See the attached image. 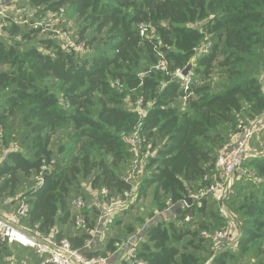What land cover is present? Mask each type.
Returning a JSON list of instances; mask_svg holds the SVG:
<instances>
[{"label": "trees", "instance_id": "trees-1", "mask_svg": "<svg viewBox=\"0 0 264 264\" xmlns=\"http://www.w3.org/2000/svg\"><path fill=\"white\" fill-rule=\"evenodd\" d=\"M17 8L32 22L64 9L83 27L70 51L51 38L38 40L40 31L15 22L0 31L12 38L0 39V68L7 67L0 69V145L7 148L13 140L9 117H20L24 128V149L5 150L0 162V202L26 199V224L39 225V233L50 237L58 226H75L72 200L83 195L89 203L83 210L86 225L68 240L92 257L97 254L87 241L106 203L100 191L119 197L137 187L133 203L134 197H150L159 212L174 208L169 220L148 224L140 217L147 227L137 254L146 264H244L250 257L264 264V156L248 158L237 173L232 191L242 194L237 213L243 220L233 245L228 243L234 237L213 245L202 235L227 227L220 207L208 209L210 199L202 207L196 200L186 203L215 171L238 121L264 115V0H19ZM141 25L147 27L144 36ZM208 44L209 52H201ZM192 59L186 90L174 74ZM218 70L225 82L214 91L211 80ZM66 124L77 136L60 147L57 158L53 138ZM138 128L147 172L134 183L119 170L133 160L127 138ZM92 176L94 192L76 194L74 186L81 191L80 180ZM31 177L40 181L16 197L22 178ZM95 191L101 207L94 205ZM63 236L61 229L55 240ZM122 241L109 240L108 251L115 253ZM8 251L0 243V264H7Z\"/></svg>", "mask_w": 264, "mask_h": 264}, {"label": "built area", "instance_id": "built-area-1", "mask_svg": "<svg viewBox=\"0 0 264 264\" xmlns=\"http://www.w3.org/2000/svg\"><path fill=\"white\" fill-rule=\"evenodd\" d=\"M19 0H0V31L7 27L12 22L17 24H27L30 22L28 17H25L23 11L17 8ZM16 12L17 17L12 15ZM65 10L61 9L58 13H53L50 17L54 18L51 24L61 21L65 14ZM11 19V20H10ZM45 24V25H44ZM48 22H43L40 27L35 26V30H41L48 27ZM141 35L144 36L147 32V27L140 26ZM75 45L68 46L67 51L73 49ZM81 47H76L79 50ZM210 45L208 44L201 52L208 53ZM82 49V48H81ZM164 67L165 63H161ZM174 77L185 83V89H188L189 79L183 77V70L178 69ZM142 107V100L137 103V110ZM264 136V115L253 122L240 121L237 125V134L232 144L220 152L215 162V171L207 173L200 181V188L195 196L199 207H202L205 200L215 198L218 202H223L232 192L238 171L242 168L244 162L248 158L257 157L250 153V147L254 139ZM140 128L132 133L127 138V143L130 145L133 152L134 170L140 165L143 166L144 160L140 152ZM3 139V129L0 127V142ZM145 141V140H144ZM140 173V172H139ZM253 177L252 173H248ZM130 180V179H129ZM134 188L130 192H125L123 196L110 197V191L106 188L100 191V196L106 200L99 218L100 226H107L113 223L115 216L122 211L132 200V194L135 193ZM86 201L83 197H74L72 207L78 212L75 218L76 230H81L85 227L86 221L83 215V210L87 208ZM17 209L13 212L2 213L0 207V243L9 246H19L33 250L40 258V264H108L113 253L106 256L89 257L82 250L75 249L68 239L60 241L44 237L39 233V225L27 227L24 222L28 220L30 215V204L26 199H18L16 202ZM98 230L94 231L92 238L87 241V247H90L92 241L97 235ZM203 237L209 239L213 245L220 244L223 240L232 237L230 231H217L209 233L204 231ZM126 245L130 246L129 253L123 259L126 264H146L140 259L137 254V244L132 241L127 243H116V251L123 249Z\"/></svg>", "mask_w": 264, "mask_h": 264}, {"label": "rangeland", "instance_id": "rangeland-1", "mask_svg": "<svg viewBox=\"0 0 264 264\" xmlns=\"http://www.w3.org/2000/svg\"><path fill=\"white\" fill-rule=\"evenodd\" d=\"M53 13H48L43 17H34L33 20L35 21H30L27 24H24L23 27L24 29H34L35 30V26L38 25L39 27L41 25H43V22H48V27H45V29L41 30L42 32L39 33V36L37 37V39H47V38H51L55 41H57L65 50L67 49L68 46H72L77 44V42L80 39V35L79 32L81 31L83 24L81 23V21L76 17V16H72L66 13L64 14L63 18L61 19V21H59L58 23L55 24H51V20L54 19L52 17H50V15H52ZM32 17H28L29 20H31ZM45 25V24H44ZM0 39H4V40H9L11 41L12 38L8 35V34H2V32H0ZM17 41H21L22 37L21 36H17L16 37ZM81 47L79 50V52H83V50L85 49L84 46H78ZM91 49H93L92 47H89ZM0 69L6 70L7 67H2ZM260 80L264 89V69L261 68V76H260ZM225 82V79L223 77V73L221 71H216L214 73V75L212 76V80H211V84L212 87L214 88V91H218L221 87V85ZM242 120H239L238 122H240ZM244 122V121H242ZM8 123V127L11 128V134L10 137L13 139L12 142L8 145L7 148H4V146L0 145V162L1 159L5 156L6 152L5 150L9 149V150H22L24 149L23 147L20 146V139L24 134V128L22 127L21 121H20V117H9V119L7 120ZM77 136V134L73 131V127L70 124H66V125H62L60 127V130L58 131V133L55 135V137L53 138V145H52V149L56 154L57 157V152L59 151L60 147H64L67 148L70 143L73 141V139ZM235 139L232 138V140L230 141V144L228 146H230L233 142V140ZM227 146V147H228ZM250 153L255 154V155H259V156H264V136H260L254 139L253 143L251 144L250 147ZM59 156V155H58ZM60 158V157H57ZM108 161L110 160V157H107ZM144 162L142 163V165L139 166L138 169L134 170V163L133 160L131 162V164L129 165V162L127 163H123L119 172L122 174V176H124L127 179H130V181H133L134 183H138L143 176H145L147 170H145L146 164H145V159H143ZM140 172V173H139ZM239 176V175H238ZM238 176H236V179L238 178ZM93 179V176L89 179H86L85 181H81L78 183L79 185H81V191H79L78 189V185L74 186V191L76 194H80L84 189L86 191V193H90L92 194L94 191L91 188V181ZM39 178L37 177H31V178H22V185L20 187V191H18L15 195H17L16 197L19 198V196L25 192L28 188H32L37 182H39ZM241 182V181H239ZM30 188V189H31ZM235 193V195L232 197V194ZM239 193V192H238ZM236 191H232V194H230L227 202H218L216 201L215 198H211L208 201V209L213 208V210L216 212V209L220 207L219 209V213L220 215L225 219V221L227 222V227L224 228L223 230L225 231H230V233L232 234V237H234V239L232 241H230L228 243V245H233L234 241L236 239H238L240 232L237 230L238 225H240L242 223V216L237 213V208L238 206L243 202V198H242V194L237 196L238 194ZM77 197H84L83 195L77 196ZM132 200L130 201V204H128L122 211H120L114 218V221L112 224L107 225V226H111L112 227L110 229H112L114 231V233L112 234L110 231L109 235H116L115 237L121 240H127V237L129 236L130 232L129 229H133L135 231V233L133 235H130V237H134V241L135 243H137V241L139 240L140 236L144 233L145 228L147 227L146 224L141 223V221L139 220L140 217H146L148 224H150L152 221H157V220H169L172 216H173V211L174 208L170 207L169 209H166V211L164 212H159L157 207L152 204L151 202V198H145L142 200H137L135 201V197H134V203L132 202ZM216 201V203H215ZM2 205L5 204H9V200L7 202H0ZM93 203V202H92ZM94 205L101 207V205L103 204V201L98 197V193L94 194ZM225 203V204H224ZM0 204V207H2V205ZM219 206H218V205ZM86 205H89V203L87 202ZM103 207L100 209L102 212ZM127 209V210H125ZM125 210V211H124ZM127 213V214H125ZM149 215H155L154 217H149ZM215 215V213H214ZM120 220V223H117L116 221ZM25 226H27L26 224H24ZM30 227V226H27ZM70 228H72V226L70 225ZM217 231H221V230H217ZM215 231V232H217ZM109 233V232H108ZM116 233V234H115ZM108 237V236H107ZM105 238L106 241L108 240V238ZM104 241V242H106ZM227 241V240H226ZM139 243V242H138ZM16 258V261L19 262V264H21L23 262V260L25 261H29L32 262L31 264H37V260L34 258H30L29 254L27 252H24L20 249L15 250L14 255H12ZM21 259H23L21 261ZM263 263H264V258H263ZM244 264H258V260L257 258L254 257H250L248 259L245 260Z\"/></svg>", "mask_w": 264, "mask_h": 264}, {"label": "crops", "instance_id": "crops-1", "mask_svg": "<svg viewBox=\"0 0 264 264\" xmlns=\"http://www.w3.org/2000/svg\"><path fill=\"white\" fill-rule=\"evenodd\" d=\"M2 4L0 3V6ZM137 191V187L135 188ZM135 191V192H136ZM1 204V203H0ZM2 205V204H1ZM17 209V204L16 203H7L5 205H2L1 207V211L2 213H6V212H13ZM74 214L77 215L78 212L76 210H74ZM27 221L24 222V224H26ZM75 224V223H74ZM27 225V224H26ZM28 226V225H27ZM112 227L111 226H98V228L96 230H98L96 237L94 238V240L92 241V244L90 246V250L91 253L97 254V255H93L92 257L95 256H105V254H109L110 252L108 251V242L109 240L115 238L116 235H109L110 231L113 234L114 231L112 229H110ZM61 229H63V237L64 239H68L69 236H75L77 234L76 232V228L75 226L72 228H70V225L68 226H64L63 228L61 227H57L56 229H54V231L52 232V235H50L49 238L51 239H55V237L57 236V234L61 231ZM109 232V233H108ZM116 234V233H115ZM108 236V237H107ZM108 238V240L106 241L105 238ZM134 237H130V235L127 237V240H123V243H127L128 241L132 243L135 242L134 241ZM106 241V242H104ZM8 247V252L11 253V255H8L5 257V262L7 264H19L18 261H16V258L12 255H14L15 250L20 249L24 252H27L29 254L30 258H34L37 260V264H40V258L38 257V255L30 249L27 248H23V247H19V246H9ZM129 249L130 246L126 245L123 249L116 251L115 253L112 254L110 260L108 261V264H126L125 261H123V259L127 256V254L129 253ZM23 259H21L22 261ZM32 262L29 261H25L23 260V262L21 264H31Z\"/></svg>", "mask_w": 264, "mask_h": 264}, {"label": "water", "instance_id": "water-1", "mask_svg": "<svg viewBox=\"0 0 264 264\" xmlns=\"http://www.w3.org/2000/svg\"><path fill=\"white\" fill-rule=\"evenodd\" d=\"M194 64H195V59H192L190 61V63L188 64V66L183 70V77L185 79H189L190 78V76L192 74V70H193ZM193 202H194V200L192 198H188L186 200L187 205H190Z\"/></svg>", "mask_w": 264, "mask_h": 264}]
</instances>
